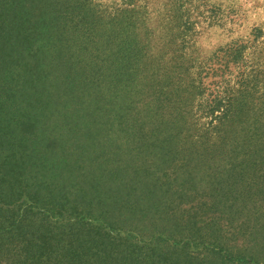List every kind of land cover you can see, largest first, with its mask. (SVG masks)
<instances>
[{
    "label": "rangeland",
    "instance_id": "obj_1",
    "mask_svg": "<svg viewBox=\"0 0 264 264\" xmlns=\"http://www.w3.org/2000/svg\"><path fill=\"white\" fill-rule=\"evenodd\" d=\"M17 1L35 9L24 27L44 35L30 38L25 70L39 87L9 97L32 89L22 107L41 121L36 147L64 160L33 170L66 169L64 194L82 200L84 185L101 219L127 214L147 254L161 239L208 264H264V156L244 167L233 154L264 124V0ZM70 82L76 98H59ZM229 99L254 125L209 115Z\"/></svg>",
    "mask_w": 264,
    "mask_h": 264
},
{
    "label": "trees",
    "instance_id": "obj_2",
    "mask_svg": "<svg viewBox=\"0 0 264 264\" xmlns=\"http://www.w3.org/2000/svg\"><path fill=\"white\" fill-rule=\"evenodd\" d=\"M123 2L131 7L135 0ZM31 5L17 0H0V264H208L201 253L166 252L160 245L166 242L161 239H155L154 244L151 242L155 249L145 253L142 241H134L130 234L127 214L115 210L108 219H101L107 212L84 200L88 197L84 185L75 191V197L79 194L82 200L70 198V193L64 194L70 177L62 179L60 174H67L66 169L55 168L46 175L44 171L33 170L47 163L48 158L51 161L57 159L59 163L64 160L58 156V150L50 146L44 150L36 147L38 139L34 131L41 130V121L30 115L33 109L22 107L25 103L33 104L32 89L29 93L26 88L22 89L25 92L21 95L27 94V100L9 97L14 91L15 95H20L17 92L21 90L20 84L27 87L33 82L39 87V80L33 77L35 73L25 71L31 51L30 38L41 39L44 35L36 27L32 30L24 27L27 14L35 10ZM42 12L45 14V10ZM28 31L29 36H26ZM72 84L70 82L69 94L56 92L58 97L63 100L69 96L76 98L79 90H73ZM20 107L24 108L25 120L32 127L33 131L29 133L20 130L14 117ZM209 112L213 116L221 112L222 120L230 118L231 127L253 124L241 121L245 115L234 108L231 99L216 101ZM233 152L236 157L245 158L241 161L244 167L251 159L255 160L252 164L259 166L257 158L264 156V124L259 123L249 130L245 142ZM57 179L59 181L55 183ZM97 211L101 213L96 215Z\"/></svg>",
    "mask_w": 264,
    "mask_h": 264
}]
</instances>
